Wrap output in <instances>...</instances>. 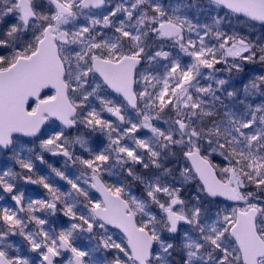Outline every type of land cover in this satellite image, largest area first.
<instances>
[{
  "label": "snow or ice",
  "instance_id": "obj_1",
  "mask_svg": "<svg viewBox=\"0 0 264 264\" xmlns=\"http://www.w3.org/2000/svg\"><path fill=\"white\" fill-rule=\"evenodd\" d=\"M209 3L215 28L194 24L178 9L168 12L159 0H0V73L41 62L57 71V79L21 101L19 115L28 122L0 129V200H9L0 207V241L19 237L30 254L7 243L0 247V264H171L176 252H182L177 264H264V11L241 6L264 10V0ZM229 16L249 27L259 24L260 36L252 40L222 29ZM24 37V44L14 43ZM150 37L157 45L153 59L164 61L154 74L141 68ZM169 47L177 49L175 56ZM204 69L240 74L235 84L225 78L216 84L229 99L243 89V115L229 109L226 121L213 120L206 128L193 124L197 115H215L203 100L215 90L197 82ZM168 112L175 118L165 128L162 116ZM74 128L102 133L104 143L86 146L87 138L77 136L83 149L77 154L66 134ZM13 134L38 143L35 160L41 164L48 156L62 158L79 167L83 178L48 164L58 178L49 183L33 161L12 149ZM174 148L185 163L173 183L165 179L173 170L162 158L165 151L175 155ZM114 158L153 170L148 179L126 170L143 184L142 197L106 179ZM217 158L223 166L212 163ZM14 166L20 171L13 173ZM10 176L41 194L26 197ZM73 195L76 200L67 203ZM29 224L33 230L26 232Z\"/></svg>",
  "mask_w": 264,
  "mask_h": 264
},
{
  "label": "rangeland",
  "instance_id": "obj_2",
  "mask_svg": "<svg viewBox=\"0 0 264 264\" xmlns=\"http://www.w3.org/2000/svg\"><path fill=\"white\" fill-rule=\"evenodd\" d=\"M107 2V0H106ZM117 0H112V3H116ZM159 3L162 5V7L168 11L171 12L173 9H178L179 14L184 17H188L194 24H202V23H208L211 24L214 28L216 27L214 20L212 17L215 15L214 12L211 11L212 6L209 2L205 0H159ZM90 14H98L97 11H92ZM221 16H223V13H220ZM220 27L224 30H235L241 32L243 35L249 36L250 39L256 40L258 36H260V26L255 25V27H249L248 24L244 23L242 20L237 19L233 16L226 17L223 21ZM135 30V29H133ZM108 35L111 37L113 35V32L111 29H106L105 30ZM186 38L189 35L188 33L185 34ZM130 42L124 41L123 42V47L127 48L129 47ZM153 45V46H152ZM152 46V47H151ZM156 43L154 40L150 37L147 41H145V59L144 63L142 64L141 68L148 72L149 74H154L156 72H162V65L164 61L162 59H153V54H152V49L156 48ZM151 47V48H149ZM169 51L173 53V55H176L177 49L174 47H169ZM185 63H187V60H185ZM221 69H223V65L220 66ZM139 75V71H138ZM240 74L236 73L235 71L232 72L231 77H229L228 73L226 72H215V73H210L207 69H204L199 77H197V82L199 86L203 87H208L209 85L211 86L212 89H214V93L212 94H206L203 97L204 103H205V109L207 111H213L215 113L214 116L211 117H201L200 115H197L193 117V124H196L197 126H203V127H208V120L207 118H213L216 117L218 121H226V118L224 116V113L229 111L231 109L232 112H234L237 116L243 115V110L241 107L238 108L239 100L240 99H245L243 89L241 88L238 92V95L234 99H229L227 97V92L224 90L222 86H218L216 84V80L219 78H225V79H230V82L232 84H235L236 81L239 79ZM155 83V81H153ZM93 85L89 83L88 89L90 90ZM139 88V85L137 86ZM52 93H50L51 95ZM193 95H196L195 92H193ZM216 96L219 97L218 101H216ZM247 100L251 101V97L246 98ZM259 102V101H255ZM242 105V104H241ZM91 106V105H90ZM95 107L99 108L100 105L97 103L94 105ZM244 108V105H243ZM129 115H132L133 119H135V114L134 113H128ZM175 118V113L174 112H168L165 113L162 116V120H168V125H163L165 128L171 126L172 120ZM217 121V120H216ZM122 127L121 125H119ZM67 136L70 142L74 144L76 153H82L83 149L78 143H75V137L77 136H83L86 137V146H91L94 147L93 144L91 143L90 139L95 138V136L99 137L101 140H103V134L96 132V133H91L86 129H80V128H74L71 131H67ZM148 135L151 137V133H148ZM104 141V140H103ZM130 146L132 145V139H129L126 141ZM152 143L153 145L159 144V141H157L154 137L152 138ZM33 148V152H28L27 148ZM206 148H210L211 145H205ZM12 149L14 151L19 152L20 158L24 159L26 161H33L35 163V172L38 174L39 170L38 168H43L42 171L48 172L47 175H49V180L50 179H55L54 183H58V178L55 176L54 173H51L50 170L48 169L47 165L51 164L52 167L61 169L66 172V174L69 177H75L77 175L82 174V170L79 167H73L70 163H66L63 161L62 158H54L51 156L46 157V164H41L39 161L35 160V155L40 151L39 145L36 141H23V140H16L14 139ZM173 151L175 152V155H170L167 151L163 152V158L162 162L164 164V167L172 169V175L169 177H165V179L169 180L170 182H176L180 179L179 176V171H180V166L185 163L183 160V157L181 155V150L179 148H174ZM143 155V158L145 161L148 160L147 153H141ZM7 163V162H6ZM212 163L219 164L223 166V161L222 158H217L212 160ZM134 165L131 162H126L124 164L119 163L115 158L111 161V164L109 166L110 171L112 172L111 176H106V179L118 183V184H125L129 187V191L137 196V197H142L143 195V184L140 182L139 179H133L132 176L127 175L128 169H133ZM38 169V170H37ZM13 173H17L20 171L19 167H13L12 169ZM134 172L136 176H139L143 179H148L152 176L153 170L152 169H144L142 166L141 167H135ZM158 174V172H157ZM25 175H33L32 173L25 172ZM81 178L83 176L81 175ZM10 182H14L17 184L18 189L21 188V186H24L22 183L19 182L17 179L16 181L12 180V177H8ZM51 182V180L49 181ZM32 189H35L37 191L38 187L37 186H30ZM61 190L66 191V186L63 184H60ZM195 187V185H193ZM39 191H42L40 189ZM31 194V193H30ZM0 195H5L4 193H0ZM193 193L191 190L187 193V196L190 198ZM76 200V197L73 196H68L66 197V202L67 203H73ZM9 203V200L5 198L4 200H0V207L5 206ZM14 207V205H13ZM78 211H83V208L78 206L77 208ZM214 210V208H213ZM0 231H4V228L2 225H0ZM85 239H87L85 237ZM167 239V237H165ZM7 243H12L19 248L24 247L25 249V243L23 240L19 237L12 239V240H4L0 241V247H4ZM77 243H84L80 239V237H77ZM92 241L88 240L86 246H91ZM24 253L26 251H23ZM22 253V252H21ZM27 253V252H26ZM30 255L29 253H27ZM182 258V252H176L175 257L172 258L175 262L174 264H177V262L181 261ZM30 264H36L35 259H30Z\"/></svg>",
  "mask_w": 264,
  "mask_h": 264
},
{
  "label": "water",
  "instance_id": "obj_3",
  "mask_svg": "<svg viewBox=\"0 0 264 264\" xmlns=\"http://www.w3.org/2000/svg\"><path fill=\"white\" fill-rule=\"evenodd\" d=\"M241 6L253 11H264L251 4ZM55 79H57L56 69L46 62L24 70L13 68L9 72L0 73V129L11 128L21 122L27 123V119L22 120L19 115L21 101L42 87L45 82ZM46 91H52V89H46ZM50 106L55 107V105ZM16 135L18 134H13V138ZM24 139L32 140L27 137Z\"/></svg>",
  "mask_w": 264,
  "mask_h": 264
},
{
  "label": "trees",
  "instance_id": "obj_4",
  "mask_svg": "<svg viewBox=\"0 0 264 264\" xmlns=\"http://www.w3.org/2000/svg\"><path fill=\"white\" fill-rule=\"evenodd\" d=\"M28 39V37H24L23 39H21V38H17L16 39V41L14 42L17 46H20V45H22V44H24L25 42H26V40ZM218 101V99H217V96H216V101L215 102H217ZM239 107H241V109L243 110V112H244V108H243V105H241L240 103L238 104V108ZM240 109V108H239ZM240 109V110H241ZM207 120H208V125L213 121V120H217L218 121V119L216 118V117H214V119L213 118H207ZM118 126H119V124H118ZM90 141H91V143L93 144V146H94V148H98V147H100V146H102V144H103V141L99 138V137H97V136H95V138H93V139H90ZM44 168V167H43ZM43 168H38V169H41V170H39V172H38V174H41L42 176H48L47 174H48V172H47V170L44 172V171H42V169ZM37 169V170H38ZM54 183V182H53ZM30 196V195H29ZM25 231L26 232H31L30 231V228L27 226V228L25 229ZM20 251L22 252V254L23 255H26V256H28V254L25 252H23V251H25V249H24V247H22V248H20Z\"/></svg>",
  "mask_w": 264,
  "mask_h": 264
},
{
  "label": "flooded vegetation",
  "instance_id": "obj_5",
  "mask_svg": "<svg viewBox=\"0 0 264 264\" xmlns=\"http://www.w3.org/2000/svg\"><path fill=\"white\" fill-rule=\"evenodd\" d=\"M50 180L53 181V180H55V179H50ZM50 180H48V181H50ZM21 188H24L25 191H28V190H29L28 187L25 188V186H21ZM40 194H41V192L38 193V195H40ZM21 216L26 220V219H27V212H25V213H21ZM28 227L30 228V231L33 230V225L29 224ZM37 239H38V237H37Z\"/></svg>",
  "mask_w": 264,
  "mask_h": 264
}]
</instances>
